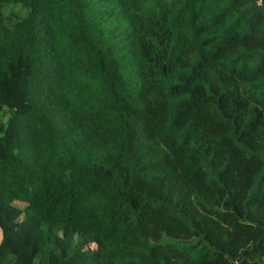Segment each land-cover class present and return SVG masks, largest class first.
Wrapping results in <instances>:
<instances>
[{
    "label": "trees",
    "instance_id": "1",
    "mask_svg": "<svg viewBox=\"0 0 264 264\" xmlns=\"http://www.w3.org/2000/svg\"><path fill=\"white\" fill-rule=\"evenodd\" d=\"M0 264H264V0H0Z\"/></svg>",
    "mask_w": 264,
    "mask_h": 264
},
{
    "label": "rangeland",
    "instance_id": "2",
    "mask_svg": "<svg viewBox=\"0 0 264 264\" xmlns=\"http://www.w3.org/2000/svg\"><path fill=\"white\" fill-rule=\"evenodd\" d=\"M91 248H95V245L94 244H90L89 245Z\"/></svg>",
    "mask_w": 264,
    "mask_h": 264
}]
</instances>
